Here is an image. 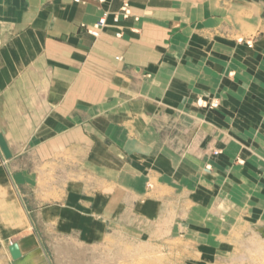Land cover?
I'll return each mask as SVG.
<instances>
[{"label":"crops","instance_id":"1","mask_svg":"<svg viewBox=\"0 0 264 264\" xmlns=\"http://www.w3.org/2000/svg\"><path fill=\"white\" fill-rule=\"evenodd\" d=\"M126 3L128 17L121 14ZM224 4L0 0V133L11 159L29 151L52 170L93 174L90 181L108 187L99 195L104 201L93 208L104 203L105 212L118 215L108 219L110 226H149L145 214L155 216L159 207L168 213L171 198L189 194L196 204L190 212L191 239L202 240L195 243L204 254L190 264H264V155L237 164L229 157L230 128H235L230 119L246 95L240 90L245 68L233 58L239 49L229 42L233 34ZM234 5V28L264 32L263 17L243 11L241 19V4ZM103 17L107 25L92 34ZM241 38L239 43L246 40ZM261 45L255 54H264ZM254 81L264 86V80ZM212 99L223 109L201 105ZM254 116L264 118L259 108ZM173 129L179 133L169 135ZM255 147L264 151L263 145ZM119 152L131 169L120 175L110 170L102 178L103 164L113 165ZM148 176L158 178L161 187L145 200L138 180ZM184 179L190 190H182ZM6 185L1 175L0 219L12 215L18 221L0 227L21 231L28 223ZM163 186L165 196L158 193ZM204 192L209 197L203 199ZM134 209L144 215L135 216Z\"/></svg>","mask_w":264,"mask_h":264},{"label":"rangeland","instance_id":"2","mask_svg":"<svg viewBox=\"0 0 264 264\" xmlns=\"http://www.w3.org/2000/svg\"><path fill=\"white\" fill-rule=\"evenodd\" d=\"M222 1L227 9H220L225 11L226 21L229 22L233 34V39L229 42L239 49L233 58L241 60L245 68V78L240 90L246 98L243 103H239L241 109L238 108L239 111L232 115L234 118L230 119V126L238 129L230 128L234 130L231 131L234 134L229 157L237 164L244 158H259L260 155H264V151L256 150L255 147L258 144L264 146L262 131L264 128L261 127L264 118L254 116L255 108H259L264 115V86H254L255 79L264 80V54L254 53L256 46L262 44L264 47V39L263 43L259 41L264 37V32L234 28L236 22V16L233 14L236 7L234 3L241 4L240 12H236L239 18H245L243 11H252L256 16L264 18L261 6L256 5L261 4L264 8V1L253 0L256 1V6L253 7H249L247 0L241 3L235 0ZM241 37L246 40L239 43ZM210 102L201 105L215 110L223 109L220 103L217 107H212ZM225 111L231 115L229 110ZM168 132L169 135H173V132L179 133L177 129ZM233 144L238 147L242 144L245 151L239 152ZM31 153L24 151L16 159H7L0 147V176H3V181L7 184L6 192L15 197L23 218L28 223L25 229L12 233H7L8 231L0 227V264H58L53 248L59 245L60 249L72 251V264H96L100 256L108 259L111 264H190L189 261L193 257L201 258L204 255L195 243L196 240L199 242L202 240L195 237L193 241L191 239L190 212L195 209L196 204L195 201L192 202L189 194L180 200L171 198L168 213L164 210V213L161 212L162 207H159L155 216H152L151 212L145 214L150 217L149 224L146 223L149 226H142L139 222H134L133 226H110L108 219H115L118 216L117 212H105L104 203L102 208L100 206L98 209L93 208L95 204L100 205L104 201L99 195L103 189L108 188L106 184L93 183L90 181L95 178L93 174L78 172L76 168L70 173L67 168L65 173L61 167L52 170L46 164L35 160ZM113 161V165L109 162L103 164L102 178H108L107 175L110 176L111 172L120 175L125 167L131 169L127 164L129 158L121 152ZM138 182L144 188L145 200L151 198L153 194L157 196L153 191L161 187L158 178L148 176ZM206 182L201 176L200 185L206 187L208 185ZM182 185V190H190L187 179L182 181ZM164 191L163 186L162 191L158 193L165 196L167 193ZM200 196L203 199L209 197L205 192ZM141 200L143 199H139ZM134 212L135 216L144 215L136 209ZM196 218L194 215L191 220L195 222ZM16 221L18 220L12 215L4 216L0 219V224L6 222L12 224ZM180 223L185 225L178 226ZM196 227L206 229V226ZM13 242H20L25 246V250L22 247L24 258L21 262H15L11 256L9 246ZM82 247L86 248L87 253L84 261L79 260L73 253Z\"/></svg>","mask_w":264,"mask_h":264},{"label":"bare ground","instance_id":"3","mask_svg":"<svg viewBox=\"0 0 264 264\" xmlns=\"http://www.w3.org/2000/svg\"><path fill=\"white\" fill-rule=\"evenodd\" d=\"M256 3V2H255ZM248 244V243H247ZM82 245V244H81ZM20 246V245H19ZM264 246V245H263ZM55 248H53L54 250H55V252H56V259H57V263L58 264H72L71 263V261H72V251L71 250H69V251H66V249L65 250H63V249H60V245L59 246H54ZM253 247V246H252ZM20 248H21V251H22V253H23V249H22V246H20ZM85 249L86 248H84V247H82L81 249H79V250H76L75 252H73V253H75L76 254V257H78V259L79 260H81V261H84V257H87V253H85ZM100 256V255H99ZM101 257V256H100ZM99 257V259H97V262H96V264H111L109 261H108V259H106V258H104V257H101L100 258ZM23 258H24V254H23V256L20 258V259H18V260H16L15 262H20V261H22L23 260ZM237 259V258H236ZM114 260V259H113ZM241 260V259H240ZM78 263V262H77ZM114 264V263H113Z\"/></svg>","mask_w":264,"mask_h":264},{"label":"water","instance_id":"4","mask_svg":"<svg viewBox=\"0 0 264 264\" xmlns=\"http://www.w3.org/2000/svg\"><path fill=\"white\" fill-rule=\"evenodd\" d=\"M0 147L7 159H11L13 157V153L10 150L9 145L2 133H0ZM9 250L14 260H18L23 256L19 243L17 242L11 243L9 246Z\"/></svg>","mask_w":264,"mask_h":264},{"label":"built area","instance_id":"5","mask_svg":"<svg viewBox=\"0 0 264 264\" xmlns=\"http://www.w3.org/2000/svg\"><path fill=\"white\" fill-rule=\"evenodd\" d=\"M121 14H123L124 17H128L131 15V10L129 7V4H125L122 8ZM116 20H119V15L116 16ZM107 25V20L105 17L101 18L94 26L93 29L90 30V32L94 35H99L100 30H102ZM120 35V33L118 34ZM210 105L212 107H217L219 105L218 99H212L210 102Z\"/></svg>","mask_w":264,"mask_h":264}]
</instances>
